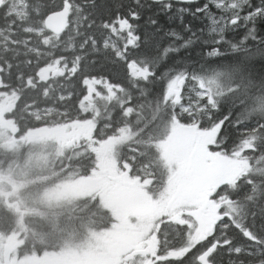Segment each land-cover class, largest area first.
<instances>
[{
  "label": "snow or ice",
  "instance_id": "1",
  "mask_svg": "<svg viewBox=\"0 0 264 264\" xmlns=\"http://www.w3.org/2000/svg\"><path fill=\"white\" fill-rule=\"evenodd\" d=\"M56 15L65 19L58 34L45 27ZM257 27L264 32V0L239 8L231 0H0V93L22 89L18 107L30 111L67 115L74 108L77 115L90 114L95 105L84 110L86 99L102 96L101 88L123 87L118 81L135 80L164 98L169 118L207 152L226 154L235 151L241 135L231 113L189 88L181 86L179 96L169 89L190 62L215 57L241 29ZM164 39L169 42L161 47ZM65 81L70 91L63 90ZM113 119L106 125L118 127ZM250 187L218 186L211 197L216 218L199 239V225L166 222L156 264H264V193L252 200ZM233 202L244 205L239 215Z\"/></svg>",
  "mask_w": 264,
  "mask_h": 264
},
{
  "label": "trees",
  "instance_id": "2",
  "mask_svg": "<svg viewBox=\"0 0 264 264\" xmlns=\"http://www.w3.org/2000/svg\"><path fill=\"white\" fill-rule=\"evenodd\" d=\"M247 2L248 0L244 4ZM24 18H27V13ZM240 31L242 35L231 40L230 46L223 48L215 57L205 58L199 63L190 62L187 70L182 73L183 78L178 79V88L183 86L198 90L201 84L205 85L208 94L203 98L222 111L231 113L240 127L241 135L235 151L226 155L246 156L249 170L235 182H222L219 185L228 184L236 191L250 185V198L258 200L264 193V69L261 67L264 65V32L258 27L248 32L243 29ZM39 39L40 37H34V42ZM168 42L164 39L161 47ZM52 43L55 44V38ZM3 47L4 39L0 37V49ZM118 83H122L123 87L113 85L115 92L112 96L106 94L105 97L96 98L92 112L88 114L82 110L79 115L74 108L67 115L55 109L45 113L35 109L30 111L26 107L19 108L17 102L23 91L17 89L10 94L17 96L10 117L19 130V135L31 129L92 120L95 123L92 135L94 142L110 139L120 129L128 128L127 137L117 145L119 167L123 170L128 168L129 175L144 183L145 189L157 192L164 184L167 173L158 142L165 138L173 123L184 126L174 117L169 118L165 99L150 94V89L142 83L127 79ZM54 88L56 91L62 90L58 82L54 83ZM63 90H71L68 81L64 82ZM121 109L123 115H119ZM110 117L114 118L113 123L118 127L106 125ZM43 121L47 123H42ZM69 152L60 149L58 153L69 155ZM68 158L67 164H56L46 171H31L34 173L33 181H20L17 177L22 175L17 173V167L7 168V162L24 160L25 157L0 147V232H20L24 239L20 246L21 255H41L44 252L57 251L67 242L80 240L92 231L111 227L115 221L112 212L97 197L79 198L65 208H60L62 205H39L33 201L36 196L34 194H40L43 188L52 183L65 178L85 176L95 167L94 155L90 152ZM243 181H247V185L242 184ZM218 186L209 191L207 202L200 210L208 217V228L200 231L197 218L193 216L190 218L187 215L186 219L190 220L184 222L193 227L199 225L196 239L211 230L216 218L215 202L211 197ZM20 197H23L25 205L20 203ZM233 208L237 215L244 211L243 204L233 202ZM166 222L184 224L166 217L158 221L154 230L156 256L161 235L167 230ZM152 264H156V261Z\"/></svg>",
  "mask_w": 264,
  "mask_h": 264
},
{
  "label": "rangeland",
  "instance_id": "3",
  "mask_svg": "<svg viewBox=\"0 0 264 264\" xmlns=\"http://www.w3.org/2000/svg\"><path fill=\"white\" fill-rule=\"evenodd\" d=\"M246 1L231 0V5L239 8ZM178 84V80L173 82L169 95L179 96ZM192 91L201 98L208 94L202 84ZM100 92L102 96L94 95L84 101V110L94 105L96 98L112 96L115 89L101 88ZM16 100V95L0 93V105L9 109ZM9 124L8 129L0 127V147L25 157L5 160L9 164L7 168L17 167V173L22 175L17 177L20 181H33L31 171L35 169L46 171L56 164H67L69 156L79 157L88 152L94 155L95 167L87 175L58 180L40 194H34L33 201L65 208L79 198L97 197L112 212L115 221L109 228L92 231L57 251L41 255H21L24 239L20 232H0V264H152L156 256L154 230L162 217L184 223L190 220L186 219L188 215L197 218L200 231L207 229L208 217L200 210L207 202L209 191L222 182H235L249 170L246 156L209 153L194 134L173 123L165 138L158 142L167 173L160 190L153 193L117 162V145L127 137L128 128L120 129L110 139L94 142L92 120L31 129L20 135L16 127L11 129L14 123ZM60 149L70 154L58 153ZM19 200L25 205L23 197Z\"/></svg>",
  "mask_w": 264,
  "mask_h": 264
},
{
  "label": "water",
  "instance_id": "4",
  "mask_svg": "<svg viewBox=\"0 0 264 264\" xmlns=\"http://www.w3.org/2000/svg\"><path fill=\"white\" fill-rule=\"evenodd\" d=\"M65 24V19L63 15H56L49 17L48 21L46 22L45 27L46 28H51L53 30V33H60L61 30L64 28ZM4 108L0 107V127L5 128L8 125V122L4 119L3 113H4Z\"/></svg>",
  "mask_w": 264,
  "mask_h": 264
},
{
  "label": "flooded vegetation",
  "instance_id": "5",
  "mask_svg": "<svg viewBox=\"0 0 264 264\" xmlns=\"http://www.w3.org/2000/svg\"><path fill=\"white\" fill-rule=\"evenodd\" d=\"M0 107H3L5 110H4V113H3V117H4V119L8 122V124L9 123H11V122H13L14 123V121L12 120V118L10 117V113H11V111H12V109L10 108L9 109V107L8 106H5V105H0ZM14 107V106H13ZM10 125V124H9ZM13 127H11V129L12 130H14L15 129V127L16 126H14V125H12ZM4 129H8V126L7 127H5ZM17 129V128H16ZM19 130L17 129V135H19ZM29 132V131H28ZM27 133V132H26ZM26 133H24V134H26ZM154 238H155V242H156V236H153Z\"/></svg>",
  "mask_w": 264,
  "mask_h": 264
}]
</instances>
